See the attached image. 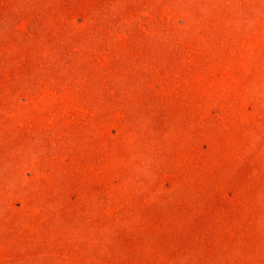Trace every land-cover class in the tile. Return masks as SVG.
<instances>
[{"label":"rangeland","instance_id":"rangeland-1","mask_svg":"<svg viewBox=\"0 0 264 264\" xmlns=\"http://www.w3.org/2000/svg\"><path fill=\"white\" fill-rule=\"evenodd\" d=\"M0 264H264V0H0Z\"/></svg>","mask_w":264,"mask_h":264}]
</instances>
